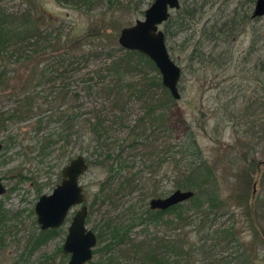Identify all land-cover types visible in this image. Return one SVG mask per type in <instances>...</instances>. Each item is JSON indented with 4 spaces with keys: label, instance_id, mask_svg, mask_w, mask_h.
<instances>
[{
    "label": "rangeland",
    "instance_id": "rangeland-1",
    "mask_svg": "<svg viewBox=\"0 0 264 264\" xmlns=\"http://www.w3.org/2000/svg\"><path fill=\"white\" fill-rule=\"evenodd\" d=\"M154 1L118 0L114 9L110 7L109 11L114 14L108 16H113L116 26L102 33L104 42L98 43L102 45L99 59L82 61L68 57L65 61L56 55L46 57L37 67L33 91L36 96L48 97L51 103L37 109L27 120L0 131L3 146L0 178L6 189L0 197L4 242L0 264L68 263V256L61 249L69 224L80 207L68 213L64 226L44 245L35 248L30 239L40 231L35 204L41 195L52 193L61 182V169L77 156L98 162L89 166L80 180L86 196L85 226L95 236L103 223L110 220L127 231L128 241L135 245L155 246V241L163 235L185 239L190 254L185 260L180 256L179 264H239L247 256L253 264H264V208L259 206L264 202V17L251 19L255 0H180L179 9L172 11L169 19L184 23V27L176 30L172 27L174 34L165 43L171 60L182 71L181 98L168 106L166 125L154 130L148 120L144 126L133 129L152 97L133 96L122 105L125 110L121 112L113 109L117 103L113 92L118 93L126 83L142 86L144 78H152L155 71L143 67L142 71H132L126 80L119 81L103 70L104 82H100L97 73L105 67L106 54L110 51L117 58L123 56L117 43L119 30L140 21ZM95 3L79 10L62 8L52 0H46L44 5L56 16L55 28L66 33L75 25L86 27L108 10L102 1ZM3 6L18 10L9 1ZM185 11L192 16L185 17ZM246 14L250 18L244 22L241 17ZM220 28L223 32L233 29L226 41V35L218 34ZM160 30L164 31V25ZM213 32L218 39L211 37ZM40 72L53 79L37 85ZM89 83H98L101 89L89 94L85 89ZM63 89L71 92L68 98L60 96ZM15 95L0 94V113L14 108ZM126 96L123 91L120 101H126ZM153 96V99L161 98L157 90H153ZM71 110L82 119L69 133H64L65 124L57 117ZM40 119L43 121L37 131L36 123ZM86 120L100 123L98 139ZM62 130L63 136H69L66 142L59 139ZM190 131L197 138L203 158L216 172L221 199L231 197L232 200L226 208L208 212L203 219L187 210L191 206L187 201L180 205L181 221H176V214L172 213L163 222L172 220L174 225L170 228L161 223L158 228L157 222H146L144 213L149 209L148 202L155 199L154 191L159 195L157 199L175 191L174 184L179 182L175 162L181 160L177 148ZM49 133H55V142L44 149L43 140ZM168 156L172 158L167 169L168 162L160 165V160L163 162ZM163 168L169 173L161 177ZM157 172L159 183L154 186L153 176ZM131 177L135 178L134 183L124 186L126 178ZM243 202H248L250 217L240 208ZM250 218L256 222L251 224ZM229 227L236 233L232 238H224L222 234ZM108 240L105 237L104 243ZM104 243L97 242L95 250L102 249ZM126 247L127 244L119 245L111 252L113 264H136L133 250ZM108 256L99 253L88 264L106 263Z\"/></svg>",
    "mask_w": 264,
    "mask_h": 264
},
{
    "label": "trees",
    "instance_id": "trees-1",
    "mask_svg": "<svg viewBox=\"0 0 264 264\" xmlns=\"http://www.w3.org/2000/svg\"><path fill=\"white\" fill-rule=\"evenodd\" d=\"M5 1L12 2L13 7H17L16 10H9L8 7H4L3 3ZM46 0H0V94L4 92H11L13 95L17 96L16 105L11 110L5 111L3 114L0 113V131L6 130V128L13 123L27 120V118L34 115V112L42 106H48L51 103L48 100V97H39L36 96L32 86L35 81L33 79L34 74L38 72V66L42 63L46 57L50 58L53 56H60L67 59L68 57L74 58L76 60L80 59L82 61H88L91 58L99 59L101 57V46L98 43H103L104 38L102 36L103 32H106V29L111 26L115 28L113 16H108L112 13L109 11L110 7H116L118 5V0H98L108 5V10L99 14L94 21L88 24L84 28H79L78 25L70 28V31L63 33L62 30L58 27L55 28L57 21L56 16L47 11L46 6L44 5ZM56 5L64 8H77L84 7L85 9L89 8L91 5L96 4L95 0H52ZM114 9V8H113ZM115 12V11H114ZM114 14V13H112ZM236 14V13H235ZM184 16L190 18L192 16L189 12L185 11ZM170 18V17H169ZM244 22L249 20L248 14L241 17ZM235 20V19H234ZM243 23V22H242ZM172 27L174 29H183L184 23L182 22H173L170 19L164 24V33L165 39L170 38V35H173L171 32ZM118 30V28H117ZM121 30V29H120ZM119 30V31H120ZM224 30V29H223ZM220 28V35H226L224 40L231 37L233 29H229L227 32H223ZM216 33V32H215ZM213 32L211 37H215ZM218 39L219 37H215ZM100 49V50H99ZM118 49L123 52V56L117 58L112 54V51L106 54L107 60L105 61V67L100 69L97 73V77L101 79L100 82H104L105 77H102V71L105 70L107 74H112L117 77L119 81L122 79L126 80L125 77L130 75L132 71H142L143 67L155 71V76L152 78H144V83L141 86L140 84H123L122 88L118 90V93L113 92V98H117V103L113 106V109L120 110L123 112L125 109L122 108V105L128 102L133 96L138 98H143L145 95L151 96L147 103L146 112L143 117L137 120L133 129H138L140 126H144L145 122L150 120L148 125L152 129L156 127H162L168 122V117L166 110L168 106L172 104L173 98L170 96L169 92L161 85V77L155 67L144 55L138 54L136 52L125 51L121 46L118 45ZM78 54V57L72 52ZM191 58H194L192 55ZM74 60V61H76ZM66 61V60H65ZM108 64H106V62ZM67 68V67H66ZM35 78V77H34ZM52 80L49 75L45 72H40L39 77L36 82L37 85L41 82ZM87 92L90 94L92 91L100 90L99 84L89 83L87 87ZM153 90L160 92L161 98L153 99ZM111 93V90H109ZM123 91L126 92V101H120L123 98ZM35 94V95H34ZM60 95L63 98H68L71 95V92L63 89ZM94 94V93H93ZM120 99H119V98ZM156 97V96H155ZM263 101L264 98L262 97ZM53 100H55L53 98ZM74 101V100H73ZM120 104V105H119ZM121 106V107H120ZM38 107V108H37ZM72 110H75L72 109ZM71 110V111H72ZM58 120L64 122V133H69L70 128L74 127L75 123H79L82 119V116L70 112H62L58 117ZM116 118V116H115ZM42 119L38 120L36 123L38 125L37 131L40 129L42 124ZM89 127H92V133L98 139L100 136L99 128L100 123L86 120ZM63 130L60 132L59 139H64L66 142L69 136H63ZM56 135L55 133H49L47 137L44 138V149H47L50 144L55 142ZM133 147V145H132ZM178 152L181 154L179 162L176 164V176L179 182H176L175 191H192L194 196L188 201L191 206L187 208L190 212H196V218L203 219L207 216L208 212H213L214 210H222L227 207V203L232 200L231 197L227 199H221L219 186V179H217L216 172L212 167L209 166L205 158H203L202 150L197 144V138L194 136L193 132H189L188 135L184 137L182 142L178 146ZM177 152V153H178ZM172 158L168 156L167 159H163L160 165L165 164ZM89 166L97 165L98 162H90L88 158H85ZM105 160H109V157H106ZM171 161V160H170ZM171 162L166 164L167 169ZM182 163V164H181ZM101 166H104V163H99ZM161 167V166H160ZM159 167L158 172L161 170ZM161 175L153 176L154 186L158 185V175L161 177L167 176L169 171L162 169ZM112 171V169H111ZM135 178H126L124 186L128 182L134 183ZM123 185H120L123 187ZM155 199L159 195L154 191ZM242 199V197H238ZM243 200V199H242ZM261 202V201H258ZM204 204L207 206L205 207ZM260 207L264 208V202H261ZM181 206H175L166 211H151L150 209L146 210V222H157L158 228L162 225L161 223L166 224L171 228V225H174L172 220L163 222V218L172 213L176 214V221H181ZM243 210L248 212L250 217V210L248 209V202H243V205L240 206ZM3 219V216L0 213V220ZM249 221L251 224H254L256 221ZM248 223V222H247ZM1 225V222H0ZM233 227L226 228L223 232V237L232 238L236 232L233 231ZM57 233V230L54 231H39L37 235H34L30 242L33 247H39L48 242L54 235ZM159 235V234H158ZM169 235V234H168ZM105 237H109L107 243H104ZM98 244L104 243L102 249L97 248L93 252V255L99 253L105 254L108 256V261L105 263L100 261L98 264H113L112 251L115 247L119 245L127 244L128 250H133L134 261L136 264H179L180 256L184 260L189 258V250L186 249L185 239L179 240L173 235L161 236L159 241H155V246L140 244L135 245L128 241L127 231H124L117 223L114 224L113 221L107 220L103 223L102 229L96 234ZM258 239V236H257ZM4 247V242L2 239V232L0 226V250ZM160 250V252H159ZM160 254V255H159ZM183 263V261L181 260ZM239 264H253L249 256L243 261L239 260Z\"/></svg>",
    "mask_w": 264,
    "mask_h": 264
},
{
    "label": "water",
    "instance_id": "water-1",
    "mask_svg": "<svg viewBox=\"0 0 264 264\" xmlns=\"http://www.w3.org/2000/svg\"><path fill=\"white\" fill-rule=\"evenodd\" d=\"M180 0H155L145 10L143 18L133 25L119 31L118 45L125 51L144 55L155 65L161 85L169 92L173 100H180L179 84L182 78L181 68L174 63L167 51L165 33L160 30L172 11L180 7ZM252 19L264 17V0H256ZM0 143V152L2 150ZM264 164V163H263ZM84 156L73 158L60 172L61 182L50 195H41L34 206L36 223L41 232L54 231L64 226L68 213L74 207H80L74 213L63 244V254L69 255L68 264H87L92 261L97 245L95 234L86 228V196L80 180L88 171ZM6 193L0 179V197ZM194 196L191 191H174L166 198L151 199V211H166L189 201ZM84 205V206H83Z\"/></svg>",
    "mask_w": 264,
    "mask_h": 264
},
{
    "label": "flooded vegetation",
    "instance_id": "flooded-vegetation-1",
    "mask_svg": "<svg viewBox=\"0 0 264 264\" xmlns=\"http://www.w3.org/2000/svg\"><path fill=\"white\" fill-rule=\"evenodd\" d=\"M255 2H256V0L254 1V5H255ZM253 5V6H254ZM253 10H254V7H253ZM253 12V11H252ZM251 17V16H250ZM251 19H252V17H251ZM3 148V147H2ZM2 151V150H1ZM1 179V178H0ZM2 181V180H1ZM3 184V183H2ZM65 243V242H64ZM63 247V246H62ZM62 250V249H61ZM62 254H63V250H62ZM64 255V254H63ZM66 255V254H65ZM66 256H68V260H69V255H66ZM94 256V255H93ZM69 262V261H68ZM88 263H90V262H88ZM87 263V264H88ZM68 264V263H67Z\"/></svg>",
    "mask_w": 264,
    "mask_h": 264
}]
</instances>
